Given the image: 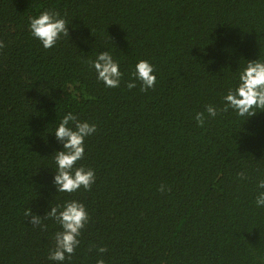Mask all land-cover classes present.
Returning a JSON list of instances; mask_svg holds the SVG:
<instances>
[{
  "label": "trees",
  "instance_id": "trees-1",
  "mask_svg": "<svg viewBox=\"0 0 264 264\" xmlns=\"http://www.w3.org/2000/svg\"><path fill=\"white\" fill-rule=\"evenodd\" d=\"M44 10L67 21L49 49L27 28ZM106 50L124 73L117 88L90 67ZM258 58L264 0H0V264H61L48 259L59 225L47 214L65 199L89 219L62 264H264V208L253 199L264 112L241 119L222 100ZM139 59L156 74L144 91L126 87ZM209 103L217 116L197 125ZM67 110L96 124L77 162L95 180L58 193L61 143L50 132Z\"/></svg>",
  "mask_w": 264,
  "mask_h": 264
},
{
  "label": "clouds",
  "instance_id": "clouds-1",
  "mask_svg": "<svg viewBox=\"0 0 264 264\" xmlns=\"http://www.w3.org/2000/svg\"><path fill=\"white\" fill-rule=\"evenodd\" d=\"M67 21L63 15L51 10H44L28 19L29 34L40 42L44 49H49L57 41L67 35ZM90 67L95 73L96 80L105 88L120 86L124 73L121 71L120 62L115 59L111 51H98L94 59L90 60ZM130 80L126 87H136L140 83V90L152 88L156 82L154 66L144 59H139L130 67ZM232 83L224 93L222 100L224 110L231 109L236 117L246 119L257 113L264 112V58L247 60L236 71ZM217 108L212 103L204 106L203 112H196L193 119L197 125H203L205 114L208 118L217 116ZM97 131L96 124L81 120L72 110L65 111L55 127L50 132L61 143V148L51 155L55 168L53 183L58 193H73L80 188L87 190L95 180V172L85 165L77 166V162L84 158L86 138ZM241 179L244 174H239ZM255 206L264 208V178L256 182ZM166 191L164 185L159 188ZM24 215H30V209L24 210ZM59 225V230L53 234L55 247L48 254L51 261L62 262L71 258L74 249L80 243L78 237L81 229L88 222V212L82 202L74 199H65L53 205L47 214ZM32 222L39 224L40 218L32 216ZM98 254H103L106 248L101 246L96 249ZM96 264H105L102 255H98Z\"/></svg>",
  "mask_w": 264,
  "mask_h": 264
}]
</instances>
